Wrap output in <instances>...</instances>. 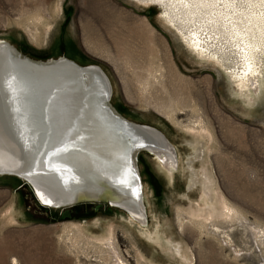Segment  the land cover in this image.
Returning a JSON list of instances; mask_svg holds the SVG:
<instances>
[{
	"label": "rangeland",
	"instance_id": "1",
	"mask_svg": "<svg viewBox=\"0 0 264 264\" xmlns=\"http://www.w3.org/2000/svg\"><path fill=\"white\" fill-rule=\"evenodd\" d=\"M154 1L0 0V40L33 60L66 57L99 66L111 84L109 105L126 120L160 131L176 158L169 173L152 152L135 154L144 225L109 204L84 202L60 220L62 209L42 211L19 179L0 176V264H107L89 242L73 239L70 225L88 237L110 234L127 264H138L137 254L141 264H260L264 258L248 250H258L252 232L264 231V79L250 98L240 99L225 75L234 54L213 44L218 63L200 60L181 41L191 24L208 26L204 15L188 19L180 4L173 9L170 0ZM38 12L43 21L36 40ZM221 28L215 26L223 34ZM196 117L209 126L206 136L173 121L188 125ZM222 201L242 218L222 219L226 236L210 225L200 232L188 212L213 213Z\"/></svg>",
	"mask_w": 264,
	"mask_h": 264
},
{
	"label": "bare ground",
	"instance_id": "2",
	"mask_svg": "<svg viewBox=\"0 0 264 264\" xmlns=\"http://www.w3.org/2000/svg\"><path fill=\"white\" fill-rule=\"evenodd\" d=\"M170 2L173 9L180 4L188 19L204 15L208 24L204 28L203 25L191 24L193 29L190 34H179L188 51L200 60H216L218 63L213 44H217L215 49L219 47L221 53L226 49L229 55L234 54L235 64L232 65L233 70L225 69V75L238 97L247 99L253 91L257 92L259 81L264 79V0ZM200 4L207 9H200ZM41 20L43 15L40 12L32 19L36 40L40 38L36 25ZM163 21L167 24L173 22L170 18ZM215 26H221L223 34L216 31ZM17 52L12 45L0 40V172L14 170L24 174L33 184L41 204L54 208L73 200L75 196L91 198L101 192V185L108 186L113 191L109 205L123 210L133 221L146 224L141 185L139 189L130 165V149L138 146L143 148L141 150L152 152L170 173L176 166L172 145L157 129L139 124L144 131H137L120 125L106 112L102 101L106 98L108 102L112 88L99 66H82L66 57H60V62L42 65L23 61ZM71 61L77 67L85 68H77L70 64ZM48 63L52 61L49 59ZM173 121L201 137L209 132V126L200 117L188 125ZM87 170L99 172L101 180ZM205 188L202 190L207 193L209 187ZM218 206L209 214L193 210L188 212L200 232L208 230L210 225L212 231L226 236L225 231L220 229L223 227L222 219L242 218L225 201ZM70 226L76 234L73 233L74 236L69 232L75 237L73 239L85 240V244L89 242L87 245L100 253L101 260L104 259L107 264H127L120 257L118 245L110 234L103 238L88 237L80 227ZM259 232H252L253 237L257 235L259 238L253 240L258 250L252 251L249 246L248 250L253 255L258 252L256 254L261 257L264 255V241L260 240ZM246 257H250L249 254ZM137 258L138 264H141V255L137 254ZM260 261L264 264V258L261 257Z\"/></svg>",
	"mask_w": 264,
	"mask_h": 264
},
{
	"label": "water",
	"instance_id": "3",
	"mask_svg": "<svg viewBox=\"0 0 264 264\" xmlns=\"http://www.w3.org/2000/svg\"><path fill=\"white\" fill-rule=\"evenodd\" d=\"M17 54L21 57V59L23 61L36 62V63L42 64V65H51L53 63L60 62V60H59L60 57H56L55 59L47 58L45 60H33V59H30V58L26 57L25 55H23L20 52H17ZM49 59L52 61V63H48ZM70 64L73 65V66H75V67L78 66V65L76 66L75 65L76 63H74L72 61L70 62ZM77 68L84 69L85 67H80L79 66ZM98 69L101 72L102 77L105 79L106 77L103 74V72L100 70L99 67H98ZM92 70H94V69H92ZM95 72H97V71H95ZM97 74H99V72H97ZM101 74H99V75H101ZM102 103L104 105V109L106 110V112L109 113V115L111 117H113L114 119H116L117 122L120 123V125L127 126L128 128L130 127V128H132L134 130H137V131H144L143 128H140L139 127V126H142V125L135 124V123H133L131 121L126 120L122 116H120L109 105V103L107 102V99L106 98L103 99ZM141 149H143V148L142 147H138V146L132 147L130 149V155H129V160H130V163H131L130 165H132L133 172H134V176H135V179L137 180L136 183L138 184L139 189H140V178L138 176L137 168H136V165H135V154L139 150H141ZM87 171L90 172L91 175H95L99 180H101V177H98L99 172H93L92 170H90V171L87 170ZM0 176H13V177L19 179L20 180V187H22V188H24V189L27 190L30 198L32 199V201L34 203V205L37 208L41 209L42 211L47 212L48 209H62L59 212V219L60 220L70 217V211H69L68 207H72L74 214H77L78 210L80 209V204L81 203H83V202L86 203V204L95 203V206L103 205V204H109L110 203V199L113 196L112 195L113 194V191H112V189L110 187L101 185L100 186L101 192L93 194L91 196V198L90 197H87L85 195L75 196L73 198V200L66 201V202L62 203L61 205H59L57 208H54V207H51V206H46V205L41 204V202L38 200V197H37V194H36V190L34 189L33 184L31 183V181L24 174L17 173V172H15L13 170L11 172H2V173L0 172ZM95 180H97V179H95Z\"/></svg>",
	"mask_w": 264,
	"mask_h": 264
},
{
	"label": "flooded vegetation",
	"instance_id": "4",
	"mask_svg": "<svg viewBox=\"0 0 264 264\" xmlns=\"http://www.w3.org/2000/svg\"><path fill=\"white\" fill-rule=\"evenodd\" d=\"M146 153H147V152H146ZM148 154H150V153H148ZM150 155H151V154H150ZM79 210H80V209H79ZM79 210H78V212H79ZM72 213H74L73 210H72Z\"/></svg>",
	"mask_w": 264,
	"mask_h": 264
},
{
	"label": "snow or ice",
	"instance_id": "5",
	"mask_svg": "<svg viewBox=\"0 0 264 264\" xmlns=\"http://www.w3.org/2000/svg\"><path fill=\"white\" fill-rule=\"evenodd\" d=\"M17 111H19V110L17 109ZM140 146H143V145H140Z\"/></svg>",
	"mask_w": 264,
	"mask_h": 264
},
{
	"label": "trees",
	"instance_id": "6",
	"mask_svg": "<svg viewBox=\"0 0 264 264\" xmlns=\"http://www.w3.org/2000/svg\"><path fill=\"white\" fill-rule=\"evenodd\" d=\"M13 177V176H12ZM28 193V192H27Z\"/></svg>",
	"mask_w": 264,
	"mask_h": 264
}]
</instances>
